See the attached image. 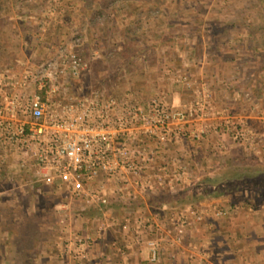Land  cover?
I'll list each match as a JSON object with an SVG mask.
<instances>
[{"label":"rangeland","instance_id":"rangeland-1","mask_svg":"<svg viewBox=\"0 0 264 264\" xmlns=\"http://www.w3.org/2000/svg\"><path fill=\"white\" fill-rule=\"evenodd\" d=\"M183 3L177 7L173 0H3L0 5H6L4 7L13 13L11 17L5 15L6 23L0 22V53L6 46L17 58L15 62L7 59L0 64V75L7 69L22 71L34 66L54 56L60 48L74 49L88 65L67 83L71 89L88 91L107 82L116 95H121L128 87L145 97L158 94L176 104L189 106L196 98V92L193 91V96L190 91L191 98L183 102L176 84L190 80L191 86L208 94L218 109L221 99L216 94L226 84L225 76L234 86L241 81L243 90L237 87L241 95L237 94V104L244 101L245 105L248 101L246 107L242 106L243 110L247 109L246 112L251 111L257 117L263 116V122L264 0H183ZM212 25L217 26V31L211 34ZM239 34L250 39L237 37ZM91 37L96 41L89 47ZM132 56L134 61H131ZM219 57L224 61L221 70H217L221 63ZM225 59L234 61L227 63ZM254 72L258 74L257 83L261 88L257 95L253 89L243 87ZM181 75H186L189 80L182 82ZM250 83L256 84L252 80ZM248 96H251L250 100ZM231 103L235 102L224 103L228 111L221 112L220 116L240 118L236 110L228 107ZM243 123L249 125L245 120ZM196 125L197 122L191 127L194 129ZM243 129L247 131L249 128L244 125ZM262 129L261 125L258 130ZM229 132L232 133L229 128L223 130L226 137ZM238 139L231 138L234 147H222L226 152L213 154L209 151L199 164L197 156L192 153L188 160L189 183L198 180L206 169L215 173L223 168L220 166L221 156L244 155L247 160L260 159L248 149L250 144L246 138ZM183 144H175L165 151L166 160L178 156L188 163ZM10 157L1 161L10 169L4 171L6 176H0V264H20L26 239L32 254L31 264H58V244L63 240L65 247L73 240L74 233L91 235L93 248L87 260H78L67 254L65 264H167L163 259L151 262L147 258L150 240L157 241L159 250H164L168 258L174 256L170 264H253L248 260L252 241L254 246L263 247L264 240L248 239L251 245L247 246L251 251L245 250L248 247L243 248L244 251L240 252L243 259L239 262L237 254L232 257L237 244L228 233L235 230L241 210H254L256 216L249 220L250 224H261V231L264 230V159H260L263 161L259 167L263 169L262 173H245L240 179L233 180L226 192L235 201L231 214L216 201H207L191 209H172L167 214L163 212L162 216L150 206L143 209L133 206L132 209L129 207L131 212L128 213V208L123 216L121 210L118 213L107 211L105 221H114V224L99 231L97 228L101 223L95 219V213L90 214L83 200L70 199L66 190L57 187H48V190L34 194L29 185L33 171L30 169L26 175H21L11 168L16 159ZM246 199H250L248 207ZM218 210L222 213L217 214ZM137 216L149 218L146 228L139 229V234L133 233L126 223ZM223 216L225 223L220 225L219 233L210 234L208 227ZM183 219L187 222L181 228ZM24 222H27L26 229ZM108 242H116L115 246L111 244L114 254L110 255ZM246 242L247 239H241V244ZM66 252L65 248H59V256Z\"/></svg>","mask_w":264,"mask_h":264},{"label":"built area","instance_id":"built-area-1","mask_svg":"<svg viewBox=\"0 0 264 264\" xmlns=\"http://www.w3.org/2000/svg\"><path fill=\"white\" fill-rule=\"evenodd\" d=\"M87 65L79 52L60 48L34 66L0 75V161L14 156L20 167L31 169V188H61L70 199L100 208L95 213L99 231L114 224L104 219L109 210L101 209L113 197L145 199L189 183L188 163L178 156L165 158L173 145L228 128L236 137L250 139L244 120L220 116L203 91L195 90L196 98L187 106L128 87L116 95L107 82L88 91L69 88L67 83ZM148 221L137 216L126 223L139 234ZM182 222L181 228L187 220ZM63 243L56 251L58 264H65L67 254L90 258L91 235L74 233L69 244ZM147 246V258L158 262V242L150 240ZM59 248L66 254L59 256Z\"/></svg>","mask_w":264,"mask_h":264},{"label":"trees","instance_id":"trees-1","mask_svg":"<svg viewBox=\"0 0 264 264\" xmlns=\"http://www.w3.org/2000/svg\"><path fill=\"white\" fill-rule=\"evenodd\" d=\"M175 1V5L179 7V5H184L183 0H173ZM3 3V0H0V4ZM6 5H0V22L4 21L5 22V15H8L11 17L12 11H9L5 7ZM13 18L16 16H12ZM11 19V18H10ZM7 20V19H6ZM13 20V19H12ZM8 21V20H7ZM14 21V20H13ZM22 23H24V20H22ZM226 25V24H225ZM227 25H231L230 23H227ZM1 30V28H0ZM217 31V26L212 25V28L210 29L209 33H216ZM4 33H7V30H3ZM237 37H241L243 39H250L249 36H242V35H237ZM246 37V38H245ZM95 38L91 37L89 39V47L93 46V42H95ZM241 41V40H239ZM242 43H239V46H241ZM1 45V42H0ZM7 47L5 46L4 50H1L0 53V64L11 61L15 62L16 61V56L12 50L6 49ZM11 51V52H10ZM5 55V56H4ZM21 55V54H20ZM21 57V56H20ZM225 57V56H224ZM223 57V58H224ZM134 61V56H132V60ZM258 74L252 73L250 80H252L254 83H256L254 87V93L260 94V86L258 82ZM180 94L182 95V100L185 102L186 100H189L191 97L187 96V93H190V89L187 87L182 88V85L177 83L176 84ZM248 84L244 85L247 86ZM249 88V87H248ZM186 93V95L184 94ZM233 95V94H232ZM221 163L224 164L223 168L218 170L215 173H212L208 171V169L204 170V173L201 175V177L194 181L186 184L183 188L181 189H168L165 190L162 193L159 194H148L145 199H123L121 197H113L111 200L110 204L102 207L101 209L103 210H113V212L118 213L120 210L122 211L121 214L122 216L124 215L123 212H127V209L130 207H137L140 209H143L145 206H150V209L152 211H156L160 213V215H164L163 212H166L165 214L169 213L172 209L176 210H184V209H191L193 207H196L199 204H202L207 201H216L219 203V205L222 207L224 205V209L228 214H231L232 210L235 207V201L228 197L226 195V192L229 191L231 188V184L233 183V180L235 179H240L242 174H259L263 172L262 168H252L251 165H246L245 167H241L240 162L238 161V158L233 157V156H221ZM248 161L247 159H243ZM253 161V159H251ZM249 160V163H254ZM247 163V162H246ZM7 164H4L3 162L0 161V176L5 174L7 172H4L5 170H9ZM11 168L15 169L17 172H19L21 175H26L27 169L22 168L19 166V164H11ZM250 177V176H249ZM249 177L247 179H249ZM44 189L48 190L45 187H40L38 189L31 188L30 190L35 192L34 194L40 193ZM32 192V193H33ZM37 192V193H36ZM247 202V207L250 204V199H246ZM146 207V208H147ZM129 208V212H131V209ZM249 209V208H248ZM90 211V214H94L97 211L100 210V208H88ZM253 212H250V210H241L240 214L238 215V220L236 221V228L235 230H230L228 233L230 238L234 239L237 247L238 248H249V246L246 245V243H250L249 241L252 240H264V234L261 231V224H254L251 226L250 224V219L254 218L256 216L254 210H251ZM114 213V214H115ZM259 216H262L259 214ZM263 217V216H262ZM225 216L218 218V221L214 223V225H210L208 227V230H210V234H215V232L219 233L221 230L220 225H223L225 223ZM30 221V220H29ZM243 222L244 226L243 228H240L239 225L240 223ZM27 222H24V229L27 228L25 225ZM29 232V230H27ZM261 232V233H259ZM11 232L7 234L8 239L10 238ZM253 236V237H252ZM247 239V242L245 244H241V239ZM252 239V240H251ZM28 241L26 239V245L23 246L21 250V262L20 264H31L32 262V254L30 253L28 249ZM246 241V240H245ZM252 247H254L253 251L250 253L249 261L253 264H264V258H263V247L262 245L260 247H257L256 245L252 244ZM173 248V246H172ZM238 250V249H237ZM243 250V249H242ZM247 250V249H245ZM15 251V250H14ZM236 252V251H235ZM111 253V252H110ZM238 255V251L236 252ZM228 255V254H227ZM168 255H164V250L163 252L160 251V259H162L167 262V264H170V260L174 256H170V258L167 257ZM75 264H80V262H76ZM83 264V263H81Z\"/></svg>","mask_w":264,"mask_h":264},{"label":"crops","instance_id":"crops-1","mask_svg":"<svg viewBox=\"0 0 264 264\" xmlns=\"http://www.w3.org/2000/svg\"><path fill=\"white\" fill-rule=\"evenodd\" d=\"M218 60L221 62L220 64H219V66H217V70H221V69H223V66H224V61H222V58H218ZM226 61H227V63L229 62V63H232L234 60H227V59H225ZM221 74L223 75V73L221 72ZM185 76V75H184ZM184 80H189V77H187V76H185V78H183ZM183 80V81H184ZM224 80H226V84H224V85H222V87H221V89L217 92V94H216V96H217V98H219V99H221L220 100V102H219V104H221V107L220 108H218L217 109V111L219 110V111H221L222 113H225V112H227L228 110H227V105L226 104H224V103H226L227 101H229V102H235V103H231V105H228V107L232 110H236L237 112H238V117H240L242 120H245L249 125L247 126L246 124H244L245 126H246V128L248 127L249 129V136H250V139L248 140L249 141V144H250V146L248 147V149H250L251 151H253V153L255 154V155H257V156H259V158L260 159H264L263 157H264V141H263V139H264V121L262 122L261 121V118L263 117V116H261V117H257V115H253L252 113H251V111L250 112H246L247 111V109H245V110H243V108H242V106H245L246 107V104L248 105V101H246L245 102V105H243L244 104V101L243 102H240V103H238L237 104V98H238V95L241 97V95L239 94L240 92L238 91V89H237V87L239 88V90H243V89H241V86H240V84H241V81H240V83L239 84H236L235 86H234V84H233V82H227V78L224 76ZM182 81V82H183ZM234 81V80H233ZM247 82V86H243L244 87V89L245 88H248V89H254V87H255V84H251L250 83V79L248 78V80L246 81ZM182 85V88L184 89V88H186V86H189V87H191V88H189L190 90L189 91H191V94H193V96H194V93H193V91H195L196 90V87L194 86V87H192L191 86V81L189 80V82H186V81H184L183 82V84H181ZM194 85V84H193ZM227 85H229L228 87H226ZM226 89H229V92H226ZM244 92V91H243ZM185 95H186V93H184ZM233 94V95H232ZM238 94V95H237ZM248 95H249V93H248ZM187 96H189V94L187 93ZM189 97H191V96H189ZM249 100L251 99V96H248L247 97ZM236 100V101H235ZM247 100V99H246ZM183 101V100H182ZM184 102V101H183ZM224 104V105H223ZM232 107V108H231ZM229 109V110H230ZM244 112H246V113H244ZM216 117V116H215ZM262 125V130H258L259 128H260V126ZM258 130V131H254V130H256V129ZM259 132V133H258ZM230 134H228L227 133V135H228V137H226V133H223V130L221 129V130H219V131H212V133H207V134H205L203 137H202V139L200 140V141H197V140H195V139H189L188 141H186L184 144H183V147H184V150L186 151V154H185V157H186V159H187V161L190 159V157H191V155H192V153L193 154H195L196 156H197V164H199V162H200V160L202 159V158H204L203 156L206 154V153H208L209 151V153H213V154H219L220 152H226V150H224V148H222L223 146H225V148H227V149H229V148H232V147H234V145H232V141H233V143H235L234 142V140H231V138L233 137V138H235V139H238V138H236V136L233 134V133H231V132H229ZM239 140V139H238ZM257 142V143H256ZM259 143V144H258ZM185 145V146H184ZM237 145H238V143H237ZM242 146H244L245 148H246V146L245 145H243L242 144ZM217 147L219 148V149H217ZM237 150H239L240 149V147H237L236 148ZM257 149H261L260 150V152H258V151H256ZM233 150V149H232ZM240 151V150H239ZM263 151V152H262ZM262 152V154H263V157H261V153ZM189 153V154H188ZM187 154H188V157H187ZM244 155H241V156H238V155H233V157H236V158H238V161L240 162L239 164H241V167H245L246 165L248 166V165H251L252 166V168H258V167H261V165H263V161L262 160H258V159H256V160H253V161H251V159H249L251 162H254V163H249V160L248 161H246L245 162V160H243V159H245L244 157H243ZM256 157V156H255ZM247 159V158H246ZM190 162L188 161V164H189ZM225 164V163H224ZM224 164H220V166L221 167H223L224 166ZM208 165V164H207ZM249 167V166H248ZM189 168H190V166H189ZM221 169V168H220ZM219 169V170H220ZM251 177V176H250ZM0 185H1V183H0ZM1 197V196H0ZM251 223V222H250ZM243 225V224H242ZM239 226L240 228H242L243 226ZM251 226H253L252 224H251ZM262 226V225H261ZM263 229H264V220H263ZM263 234H264V230H263ZM112 244V242H108V245L110 246L109 247V249H110V252L112 251V248H113V251L110 253V255L111 254H114V247L111 245ZM252 244H254V242L252 241ZM246 245H247V243H246ZM248 245H251V242L250 243H248ZM112 247V248H111ZM239 250L238 252V260H239V262H241L242 260L241 259H243L242 258V256L240 255L241 253L240 252H243L244 250H242L243 248L241 247V248H238V247H234V251H233V254H232V257L233 256H235L236 255V253H235V251L236 250ZM253 249H254V247H252V251H253ZM247 252H249L250 253V251H251V247H249L248 248V250H246ZM237 252V251H236ZM229 255L231 256V254H228V255H226V256H228L229 257ZM223 256V255H222ZM248 256L250 257V254H248ZM263 258H264V241H263ZM123 258V257H122ZM129 257L127 256V259H128ZM249 260V259H248Z\"/></svg>","mask_w":264,"mask_h":264}]
</instances>
